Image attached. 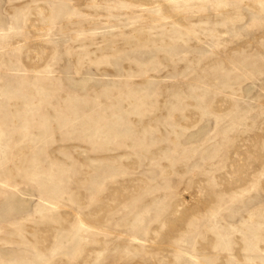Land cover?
Instances as JSON below:
<instances>
[{
  "label": "rangeland",
  "instance_id": "374dc122",
  "mask_svg": "<svg viewBox=\"0 0 264 264\" xmlns=\"http://www.w3.org/2000/svg\"><path fill=\"white\" fill-rule=\"evenodd\" d=\"M0 264H264V0H0Z\"/></svg>",
  "mask_w": 264,
  "mask_h": 264
}]
</instances>
